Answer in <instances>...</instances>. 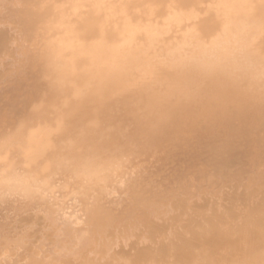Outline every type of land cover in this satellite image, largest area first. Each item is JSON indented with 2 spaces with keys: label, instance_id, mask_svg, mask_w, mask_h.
Instances as JSON below:
<instances>
[{
  "label": "bare ground",
  "instance_id": "bare-ground-1",
  "mask_svg": "<svg viewBox=\"0 0 264 264\" xmlns=\"http://www.w3.org/2000/svg\"><path fill=\"white\" fill-rule=\"evenodd\" d=\"M262 215L264 0H0V264H264Z\"/></svg>",
  "mask_w": 264,
  "mask_h": 264
},
{
  "label": "rangeland",
  "instance_id": "rangeland-1",
  "mask_svg": "<svg viewBox=\"0 0 264 264\" xmlns=\"http://www.w3.org/2000/svg\"><path fill=\"white\" fill-rule=\"evenodd\" d=\"M216 197H218V196H216ZM216 197H214L213 199H209V200H211L212 203L214 202L213 204H211V202H209L208 199H207V200H204V202H206L207 205L210 204V205H212V206L215 204V202H216V203L218 202L217 205L215 204L216 206H219L217 209H214V208H216L215 205L213 206L214 208L211 206V207L214 209V210H213V213H214V214H212V215H215V216L213 217V219H211V218L208 219L207 217H205V215L202 213V209H196L197 212H196V211H194V212H195V214H196V213H197V214H196V215L194 214V215H195L197 218H195L194 215H193V218H194L195 222H194V221H193V222H189V218H187V217H184V218H183V216L180 217V216H175V215H173L172 213L174 212V214H175L176 211L178 210L177 208H175L176 210L174 209V210H172V212L170 213L171 216L169 217V219H166L167 217H164V216H161L160 218H157V219L154 218V219H155V220H154L155 225L149 227L147 230H145L147 227H144L145 229L143 228V226H142V227H141V226H140V227H136V229L139 228V229H138L139 232H140V231L143 232L144 230L148 232V230L151 229V230H149V232L151 231V232H153V233L155 234V231H156V234L154 235L153 233H151V234H152V236H151L150 233H146V232H144V234H145V235H144L143 233H140V234H139V232H138V234H136V235L138 236V238H139L140 235H143V236H144V237H143V236H140L139 240H137V239L135 240V238H137L136 235H135V236H131L133 240H130V242L132 241L133 243H132V242L130 243L129 241H128L127 243L123 242V243L126 244L125 247H127L128 250H129V251H128V250L125 248V249H126L125 252H126V251H127V252H130L131 249H132V250L134 249V248H132V247L139 246L140 244L142 245V246L140 245L141 247H144L145 245L147 246V245L151 244V242H152V241H151V238L153 239V237H154V239H156V237H158L157 234H158L159 232H161L162 229L164 230V232H163V231H162V232L166 234L168 231L166 232L165 230H167V229L169 228V227L167 226V224H168L169 222H170L171 224H174L173 222H171V221H174V220H175L174 222H178V223H179L181 220H185V221L188 220V221H186V223H185V221L179 223L181 226H183V228H182L181 226L178 227L177 224H174V228L172 229L173 231L170 230V231L167 233L168 235H170V232H175V233L173 234V237L170 236V238H171V240H172L173 243H175L176 241L174 242V240H175V239L177 240V238H178V236L176 237V235H177L176 232L178 231V229H179V231H178V234H179V235L182 234V233L184 232L183 229L186 230L187 228L190 229V230H192V233H194V234H198V231L200 230L201 227H202L201 229H204V228H205V227H204V225L206 226L205 223H207V225H210L209 223H211V225H213L212 222L216 223V221H217V219H216L215 217L220 216L221 212H222L223 210H225V207H224V206H226L225 203H223V204L220 203V202L224 199V198H221L222 196H221V197L219 196L220 199H219V197H218V198H216ZM262 197H263V196H262ZM262 197H261V198H262ZM215 198H216L218 201H216ZM214 199H215V200H214ZM219 200H220V201H219ZM233 200H234V199H233ZM223 201H224V200H223ZM224 202H227V201L225 200ZM219 204H220V205H219ZM224 204H225V205H224ZM210 205H209V206H210ZM221 205H224V206H221ZM223 208H224V209H223ZM219 209H220V210L223 209V210H222V211H219ZM198 210H199V212H198ZM200 210H201V211H200ZM214 211H215V212H214ZM216 211H217V212H216ZM177 212H178V211H177ZM199 213H200V214H199ZM215 213H216V214H215ZM218 213H219V214H218ZM222 213H224V211H223ZM202 214L204 215L203 217H201ZM198 215H199V216L201 215V216L198 217ZM221 215H222V214H221ZM263 216H264V215H262V218H260V219L264 222V218H263ZM162 217H164L163 220H162ZM204 217H205L206 219H205ZM260 217H261V216H260ZM178 218H179V221H177ZM180 218H181V220H180ZM256 218H257V217H256ZM164 219L167 220V223H165L166 220H164ZM170 219H171V220H170ZM172 219H173V220H172ZM198 219H201V220L203 219L204 221H203V220L201 221V220H198ZM215 219H216V221H215ZM158 220H159V221L162 220L161 222H163V221H164V222L161 223V222H159ZM169 220H170V221H169ZM197 220H198V221H197ZM207 220H208L209 222H207ZM213 220H214V221H213ZM157 221H158L159 223H156ZM199 221H200V222H199ZM204 222H205V223H204ZM182 223H184V224H182ZM189 223H190V224H189ZM195 223H196V225H192V224H195ZM198 223H199V224H198ZM202 223H204V225H203ZM162 224H163V225H162ZM164 224H165V226H164ZM179 224H178V225H179ZM200 224H201V226H199ZM156 225H157V227H156ZM175 225H176V227H175ZM197 225H198V226H197ZM159 226H160V227H159ZM161 227H163V228H161ZM167 227H168V228H167ZM184 227H185V228H184ZM189 227H191V228L193 227V229H191V228H189ZM197 227H198V228L200 227L199 230H198ZM203 227H204V228H203ZM141 228H142V229H141ZM157 228H158V229H157ZM175 228H176L177 230H175ZM181 228H182V229H181ZM195 228H197V230H195ZM136 229H135V231L137 232L138 230H136ZM143 229H144V230H143ZM152 229H153L154 231H152ZM157 230H158V231H157ZM193 231H194V232H193ZM196 231H197V232H196ZM203 231H204V230H203ZM162 232H161L162 235H164V236L167 235V234H166V235L163 234ZM200 233H201V231H200ZM147 234H149V235L146 236ZM168 235H167V236H168ZM174 236H175L176 238H174ZM168 237H169V236H168ZM119 239H120V238H119ZM119 239H116L117 242H118V241L121 242L122 239H120V240H119ZM157 239H159V238H157ZM157 239H156V240H157ZM164 239H165L167 242H168V240H169V238L166 239V237H164ZM171 240H170V241H171ZM136 241H137V242H136ZM148 241H149V242H148ZM158 241H159V240H158ZM158 241H157V242H158ZM120 242H118V243L121 245L120 247L122 248V246H124V244L122 245V242H121V243H120ZM135 242H136L138 245H135V244H136ZM172 242H171V243H172ZM118 243H117V245H119ZM142 243H143V244H142ZM144 243H145V245H144ZM130 244H131V246H127V245H130ZM133 244H134V246H133ZM22 245L24 246V244H22ZM22 245H21V246H22ZM117 245H114V246L116 247ZM143 245H144V246H143ZM23 246H22V247H23ZM114 246H113V245H112V246H109V245H108L109 248H108V247H104V248L102 247V249H100V250H98V248H97L96 250L91 249L90 252H91L92 254L89 252V253L91 254V255L89 254V256H94V254H95V257H92L93 260L95 259V261H96V259L100 256V257H99V258H100L99 261H101V262H104V261H105V262H106L107 259H109V257H111V256H109V255L111 254L110 252H112V251H114V250L116 249ZM110 247L113 248L114 250L111 249ZM118 247H119V246H117V249H118ZM129 247H130L131 249H129ZM105 248H106V250L108 249V251H110V252H107V254L105 253L106 250H105L104 253L101 252V251H103V249H105ZM110 249H111V250H110ZM117 249H116V250H117ZM92 250H94V251H92ZM97 250L100 251L101 253L98 252ZM116 250H115V252H113V254L117 253ZM132 250H131V251H132ZM121 251H124V248H123V249H119V250H118V254H119ZM95 252H96V253H95ZM97 253H98V255H97ZM99 253H100V254H99ZM102 254H103V255L106 254V255H105V256H102ZM97 256H98V257H97ZM106 256H108V258H107ZM103 257H105V258H103ZM102 258H103V260H102ZM111 258H112V257H111ZM90 260H91V261H90L91 263L94 262L92 259H90ZM75 264H79V262H75Z\"/></svg>",
  "mask_w": 264,
  "mask_h": 264
}]
</instances>
